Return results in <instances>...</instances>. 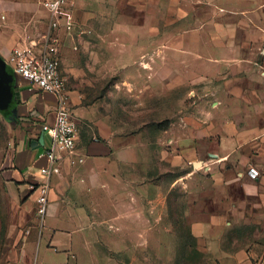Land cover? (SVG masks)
<instances>
[{
    "label": "crops",
    "instance_id": "obj_1",
    "mask_svg": "<svg viewBox=\"0 0 264 264\" xmlns=\"http://www.w3.org/2000/svg\"><path fill=\"white\" fill-rule=\"evenodd\" d=\"M49 1L0 0V116L10 137L0 141V191L8 202L2 220L6 215L10 222L1 264L36 262L33 248L44 239L62 264H80L86 257L101 264L103 246L109 250L107 264H133V246L148 245L150 230L163 228L162 223L173 226L163 215L157 217L169 214L166 199L173 189L186 200L184 222L205 264L264 262V241L248 245L243 236H229L232 228L264 229V33L255 22L209 7L229 0H66L62 24L69 19L73 27L59 32L62 73L79 139L72 154H61V173L51 179L48 209L40 218L30 186L42 181L40 169L49 165L40 158L50 145L42 126L54 122L58 99L18 76L10 58L15 49L52 32ZM107 3L139 6L138 31L118 42L115 34H106L103 28L110 22L93 6ZM189 4L198 6L194 14L183 8ZM171 15L180 20L190 15L195 22L180 33L179 58L188 61L182 64L184 72L169 66L173 77L168 75L173 99L193 101L188 110H177L166 131L172 133V151L165 152L164 141L158 142L161 164L167 160L180 171L166 185L144 130L133 136L123 135L118 125L108 127L100 110L91 114L94 107L84 104L83 90L94 76L115 70L110 55L116 57L121 45L130 48L126 53L132 50V61L155 46L160 70ZM154 98L164 100L160 91ZM251 169L259 173L256 179Z\"/></svg>",
    "mask_w": 264,
    "mask_h": 264
},
{
    "label": "rangeland",
    "instance_id": "obj_2",
    "mask_svg": "<svg viewBox=\"0 0 264 264\" xmlns=\"http://www.w3.org/2000/svg\"><path fill=\"white\" fill-rule=\"evenodd\" d=\"M238 2L229 0L226 4L209 7H212V10L222 8L230 16L243 14L245 18L254 21L255 25L264 33V0H238ZM170 6L174 7L172 4ZM91 7V5L86 6L89 9ZM93 7L104 18L103 20L106 19L108 23L110 22V27H105L103 30L106 31V34H115L117 42L125 34H133L138 31L139 28L135 24L138 23L139 6L107 3ZM196 7L198 6L190 4L183 6L188 14H194ZM202 7L203 10H200L199 14L203 18L205 11L204 6ZM90 10L92 11V9ZM150 16L152 17L150 21H153L152 25H156L155 18L153 15ZM190 17V15H187L183 20H180L178 17H172L171 15L166 20L165 55L161 60L162 68L160 70L157 64L158 51L155 46L150 48L147 54L144 53L141 58L132 61L130 60V57L134 54L131 53L132 50L126 53L125 49L129 51L130 48L121 45L118 46L116 51L114 50V56L116 57L113 58V55H110L112 60L115 59V70H111L110 74L105 73L103 78L94 76L93 84L85 86L83 90L86 96L84 104L87 107L91 106L90 108L94 107V112L92 109L91 114H96L100 110L101 117L106 120L108 127L118 125L122 128L121 133L123 135L133 136H139L141 130H144V135L148 137L151 145L153 162L159 166L161 160L158 151L161 149L158 142L164 141L162 146L165 152L172 151V147L169 145L170 142H168L169 138L172 137V133L165 135L166 131L169 130L172 120L176 117L177 110H188L190 101H193L192 99L182 102L179 99L174 100L176 94L174 93L172 81L168 78V75L170 78L173 77L170 67L180 73L181 71L184 72L182 64H188V61L179 58L182 52L180 50V33L186 34L195 25ZM182 23L185 25V32L180 30ZM109 48L112 49V47ZM105 50L107 52L108 47H105ZM157 74L163 77V83L160 82L162 79L158 80ZM97 80L101 82L96 84ZM159 91L162 92L164 100L152 99V94ZM7 126L6 120L0 116V141L5 140L6 143L10 139L7 135ZM159 168H161L159 171L162 170L164 173L162 175L164 178L163 183L166 185L180 173L178 169L171 167L167 160H164ZM186 204V200L182 198L179 189H173L169 192L166 199L169 214L159 212L157 217L160 218L163 215L167 222L173 223V226H170L171 223H168V225L162 223L163 228L150 230L148 245L133 246L132 254L135 259L133 264H205V256L203 253L198 252V247L184 222ZM7 205V199L1 195L0 191V220L2 223L0 229V264L6 249L7 224H10L6 221V215L5 219L2 220V217H4L2 212ZM151 216L156 221L155 215ZM259 233H261L260 237H254ZM229 236L231 239L243 236L250 245L254 239L264 241V229L257 228L254 225L245 228H232L229 231ZM33 249L35 252L37 250V259L36 262L33 261L31 264H62L61 258L55 257V253L48 249L45 239L37 248L34 247ZM102 255H105V257L101 264H107L109 250L106 246H103ZM140 258L143 261L140 262ZM254 263L264 264V262L258 261H254ZM19 264L25 263L22 261ZM80 264H98V262L86 257Z\"/></svg>",
    "mask_w": 264,
    "mask_h": 264
},
{
    "label": "built area",
    "instance_id": "obj_3",
    "mask_svg": "<svg viewBox=\"0 0 264 264\" xmlns=\"http://www.w3.org/2000/svg\"><path fill=\"white\" fill-rule=\"evenodd\" d=\"M45 6L54 18L50 23L52 32L42 36L39 42L30 47L15 49L10 58L18 76L29 82L33 88L53 94L58 99L54 122L42 126L43 133H47L50 138V145L40 158H45L49 165L40 169L42 181L30 186L36 195L35 204L40 218L44 217L48 209L51 179L61 173V154H72L79 139L78 125L70 107L67 79L62 73L59 38L61 29L71 32L73 24L69 19L62 24L63 18H66V0H52ZM249 175L256 179L259 173L251 169Z\"/></svg>",
    "mask_w": 264,
    "mask_h": 264
},
{
    "label": "water",
    "instance_id": "obj_4",
    "mask_svg": "<svg viewBox=\"0 0 264 264\" xmlns=\"http://www.w3.org/2000/svg\"><path fill=\"white\" fill-rule=\"evenodd\" d=\"M7 93H11V90H8L7 92L4 93V96L7 94ZM1 104V103H0ZM44 142V134H42L41 136V139H40V143H43Z\"/></svg>",
    "mask_w": 264,
    "mask_h": 264
}]
</instances>
